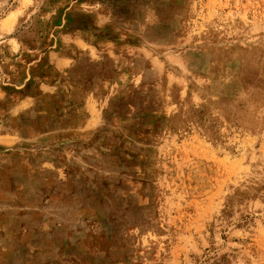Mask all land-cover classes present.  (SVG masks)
<instances>
[{
	"label": "rangeland",
	"instance_id": "obj_1",
	"mask_svg": "<svg viewBox=\"0 0 264 264\" xmlns=\"http://www.w3.org/2000/svg\"><path fill=\"white\" fill-rule=\"evenodd\" d=\"M0 264H264V0H0Z\"/></svg>",
	"mask_w": 264,
	"mask_h": 264
}]
</instances>
